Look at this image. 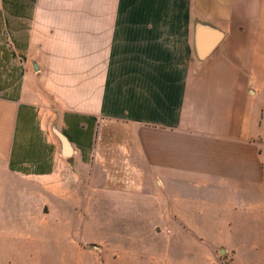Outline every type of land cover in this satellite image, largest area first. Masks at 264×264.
<instances>
[{
    "label": "crops",
    "instance_id": "0c3cea01",
    "mask_svg": "<svg viewBox=\"0 0 264 264\" xmlns=\"http://www.w3.org/2000/svg\"><path fill=\"white\" fill-rule=\"evenodd\" d=\"M218 261L264 264V0H0V264Z\"/></svg>",
    "mask_w": 264,
    "mask_h": 264
},
{
    "label": "water",
    "instance_id": "95a60500",
    "mask_svg": "<svg viewBox=\"0 0 264 264\" xmlns=\"http://www.w3.org/2000/svg\"><path fill=\"white\" fill-rule=\"evenodd\" d=\"M220 38H221V33H219V32L212 33L205 38H200V40H199L200 56L202 58L204 56H206L212 50V48L219 42ZM56 133L59 136L61 142L63 143L64 154L68 155L69 154V146H68V143H67L65 137L57 131H56Z\"/></svg>",
    "mask_w": 264,
    "mask_h": 264
},
{
    "label": "rangeland",
    "instance_id": "374dc122",
    "mask_svg": "<svg viewBox=\"0 0 264 264\" xmlns=\"http://www.w3.org/2000/svg\"><path fill=\"white\" fill-rule=\"evenodd\" d=\"M27 251H29L28 252L29 257H37L40 255H43V253L45 254V251H42L40 248H37V247L30 248ZM229 254H230V250H229ZM42 257H44V258L48 257L49 260H52V261L54 260L53 255H50V256H44L43 255ZM216 264H225V263L223 261H218Z\"/></svg>",
    "mask_w": 264,
    "mask_h": 264
}]
</instances>
